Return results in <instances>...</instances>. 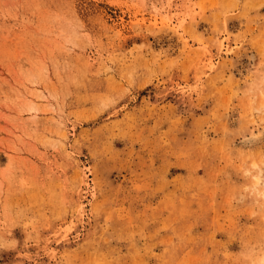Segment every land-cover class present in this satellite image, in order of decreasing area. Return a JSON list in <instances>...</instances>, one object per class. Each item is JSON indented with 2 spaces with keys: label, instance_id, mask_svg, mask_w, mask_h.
Here are the masks:
<instances>
[{
  "label": "rangeland",
  "instance_id": "374dc122",
  "mask_svg": "<svg viewBox=\"0 0 264 264\" xmlns=\"http://www.w3.org/2000/svg\"><path fill=\"white\" fill-rule=\"evenodd\" d=\"M0 264H264V0H0Z\"/></svg>",
  "mask_w": 264,
  "mask_h": 264
},
{
  "label": "bare ground",
  "instance_id": "6f19581e",
  "mask_svg": "<svg viewBox=\"0 0 264 264\" xmlns=\"http://www.w3.org/2000/svg\"><path fill=\"white\" fill-rule=\"evenodd\" d=\"M260 135H261V133L253 135V136H252L253 138L250 137V136H249L248 138H250V139H251V138L254 139V137H255V139H256V138L261 139V137H263V132H262L261 137H260ZM256 136H257V137H256ZM258 136H259V137H258ZM248 141H249V140L247 139V143H248ZM250 141H251V140H250ZM256 141L258 142L257 139H256ZM252 142H253V141H252ZM252 142H251V143H252ZM257 142H256V143H257ZM245 143H246V142H245ZM251 143H250V144H251ZM256 143H255V141H254V144H256ZM248 144H249V143H248ZM252 144H253V143H252Z\"/></svg>",
  "mask_w": 264,
  "mask_h": 264
}]
</instances>
